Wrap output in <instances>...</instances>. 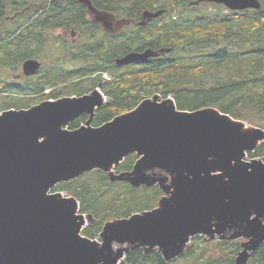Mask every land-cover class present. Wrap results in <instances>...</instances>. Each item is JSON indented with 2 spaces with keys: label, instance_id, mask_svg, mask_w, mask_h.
<instances>
[{
  "label": "water",
  "instance_id": "95a60500",
  "mask_svg": "<svg viewBox=\"0 0 264 264\" xmlns=\"http://www.w3.org/2000/svg\"><path fill=\"white\" fill-rule=\"evenodd\" d=\"M78 2L107 32L129 23L96 8L91 0ZM200 2L230 10L262 7L260 0L194 3ZM164 13L146 10L139 24ZM169 51H132L116 63L146 62ZM40 66L29 59L24 71L33 74ZM103 100L104 94L95 89L0 112V264H118L131 250L149 244L159 245L170 261L179 255L181 244L201 232L230 237L247 231L253 233L256 249L264 242V160L236 163L264 140V129L232 117L241 125L233 123L215 107L180 110L172 97L159 94L95 126L92 120ZM82 114L89 115L85 124L64 127ZM246 126L248 131L240 132ZM133 152L140 158L121 179L133 185L159 183L165 191L172 189L170 200L112 220L116 224L107 222L102 241L83 235L86 214L79 213L78 200L51 189L87 171L118 165ZM211 157L226 166L228 180L211 174ZM248 258L243 250L236 264H247Z\"/></svg>",
  "mask_w": 264,
  "mask_h": 264
},
{
  "label": "trees",
  "instance_id": "16d2710c",
  "mask_svg": "<svg viewBox=\"0 0 264 264\" xmlns=\"http://www.w3.org/2000/svg\"><path fill=\"white\" fill-rule=\"evenodd\" d=\"M91 1L96 8L112 12L118 18L134 20L136 24L123 28L117 45L108 44L101 54L97 48L101 42L108 41L103 36L101 42L95 40L88 49L87 57L91 60L82 63L79 69H69L63 61H54L46 66L42 83H30L24 89L0 79V112L26 109L43 100L66 96L63 88L46 93L47 88L58 85L49 84L48 80L56 81L66 75L73 78L74 73L82 71L77 76L80 80L70 85L72 90L68 94L83 95L101 84L109 98L97 108L92 120L95 126L133 110L142 100L160 93L163 98L173 96L180 110L216 107L235 119L264 129V0L258 10H228L222 4H195L197 0ZM209 4L214 5V11L203 8ZM162 8L166 11L160 17L139 24L144 11ZM22 10H26L23 16L32 19L31 32L64 28L84 34L90 25L95 33L103 31L95 24H88L87 8L77 0H0V26L5 21L0 32L11 31L7 41L0 44V62L7 64L5 61L11 59L14 67L22 60L14 51L17 27L10 26L12 30H9L6 23ZM148 48H170V51L150 58L147 63L116 64L125 54ZM99 71L102 72L93 75ZM103 73L110 79H104ZM88 118V114L76 117L69 128L79 127ZM248 157L264 159V141L249 151ZM139 158V153H130L116 166L115 172L96 168L52 188V192L63 191L77 198L80 212L91 216L92 222L82 230L83 235L98 238L107 222L129 218L160 205L166 191L159 183L133 185L121 179L122 173L134 169ZM212 244L203 235H196L180 257L187 264H236V257L242 251L241 241L222 239ZM177 260L167 261L160 251L141 247L130 251L120 264H175ZM247 264H264V242Z\"/></svg>",
  "mask_w": 264,
  "mask_h": 264
},
{
  "label": "flooded vegetation",
  "instance_id": "af4514ba",
  "mask_svg": "<svg viewBox=\"0 0 264 264\" xmlns=\"http://www.w3.org/2000/svg\"><path fill=\"white\" fill-rule=\"evenodd\" d=\"M25 11L26 10L19 11L15 15V27H17V36L16 42L14 43V51H17L19 58L22 60H20L17 67H14L13 61L11 59L5 61V63L7 64L0 62V64L6 67L9 71H15L13 72V75L17 80L14 83L9 82V84H13L20 89L30 87V83H35V85L38 82L42 83V81H44L45 79L44 71L46 66H51L52 64H54V61H63L64 66L69 69H79V66L82 63L91 60V57H87V54L89 52L88 49L94 44L93 42L95 40L98 39L99 42H101V36H103L108 41V43L101 42V47L97 48L98 52L101 54L108 49V44H112L111 47L117 45L120 31L123 28L136 24L134 20L127 19L125 21H129V23H125L121 30L107 32L101 23L94 21V15L90 13L87 8V19L90 22L88 24H95L103 31L95 33L93 31L94 26L90 25L88 28H86L87 32L84 34H82L80 30L71 29L70 31H68L64 28H59L61 31L58 32L46 30L39 33L36 31H30L32 19L29 18V16H23L25 14ZM116 18L120 19L117 16ZM0 28H2V26H0ZM114 28H117L115 24ZM9 30H12V28L9 27ZM10 32L11 31H9L8 33L0 32V44L4 40L7 41L6 37ZM89 54L92 55L91 52ZM29 59H36L41 63L40 68L37 69L33 74H27L24 71V62ZM106 59L110 60L109 57H106ZM73 61L75 64H77V66L71 67ZM141 63L142 62H138L137 64ZM101 72L102 71H99L97 73H94L93 75L97 76ZM82 73V71L74 73L76 75L73 78H71L70 75H66V77H60L56 81L48 80L49 84L58 85L52 86L51 88L49 87L46 91H48L49 93L51 89L53 90L54 88H59L63 83L68 85L77 80H80L81 77L77 76ZM31 86L33 85L31 84Z\"/></svg>",
  "mask_w": 264,
  "mask_h": 264
},
{
  "label": "rangeland",
  "instance_id": "374dc122",
  "mask_svg": "<svg viewBox=\"0 0 264 264\" xmlns=\"http://www.w3.org/2000/svg\"><path fill=\"white\" fill-rule=\"evenodd\" d=\"M205 10H209V11H214V9H215V7H214V5H212V4H209L208 6H205V7H203ZM162 9H164V8H162ZM225 11H228V10H225ZM9 21H8V23H6V25L8 26V27H10V26H12V27H14L15 25H16V21H14V19H12V20H10V19H8ZM11 21V22H10ZM5 24V21L3 22V26H5L4 25ZM2 26V27H3ZM3 28H5V27H3ZM58 32V31H61L60 29H58V30H55V31H53V32ZM75 66H77V64H75L74 63V61L72 62V64H71V67H75ZM13 72H15V71H12V70H8L6 67H4V66H2L1 64H0V79L1 80H3V81H8V82H15L17 79H15V77H14V75H13ZM104 77L106 78V79H108V76L107 75H104ZM70 85H72V83H70V84H68V85H66V84H62V85H60V87L59 88H63V90H64V93H67V94H65L66 96L67 95H70V94H68L72 89H71V86ZM66 86H69V87H66ZM33 87V86H32ZM46 93H48V91H45ZM71 96V95H70ZM105 99H107V100H105ZM108 97L106 96V95H104V100H103V102L105 103L106 101H108ZM247 124L249 125V126H251V124L250 123H248L247 122ZM65 128H69V124L68 125H66V126H64ZM246 127H248V126H246ZM248 129V128H247ZM248 131V130H247ZM251 160H253V159H250L249 157H248V154L246 155V156H244V157H242V158H238L237 160H236V163H244V162H249V161H251ZM264 160V159H263ZM208 165H209V168H210V170H211V174L212 175H214V176H216V177H218V178H220V177H222V178H226L227 180H228V175H229V172H228V169L226 168V166L221 162V160H219L217 157H215V158H212V159H210V160H208ZM117 165L116 164H114V165H112V166H109V167H103L104 169H106V170H108V171H115V167H116ZM166 189V188H165ZM172 190V189H171ZM171 190L170 189H167V191H166V196L164 197V199H163V201L162 202H167V201H169L170 200V197H171ZM84 221L86 222V225H88V224H90L91 222H92V219H91V217L89 216V215H86V217H85V219H84ZM108 223H112V224H116L117 223V221H115V222H112V221H110V222H108ZM227 226H228V224H227ZM251 229H252V227H250ZM227 235H228V233H226ZM196 235H203V238H204V240L207 242V243H209V245H211L213 242H219L220 240H222V239H232V240H234V239H238L239 241H241V246H242V251L244 250V251H246V253H247V255L249 256V258H248V261H249V259H250V257H251V255L257 250L254 246H253V233H248L247 231H245L244 232V234L242 235V236H237V234H235V235H233V236H230V237H227L226 235L224 236V234H222V233H211V234H206V233H199V234H194V235H192L191 237H189V239H188V241H186V242H184L183 244H181L180 246H179V252H178V254L179 255H181L183 252H185L188 248H189V246L191 245V242H192V238L194 237V236H196ZM102 239L103 238H100L99 240L100 241H102ZM210 241H212V242H210ZM213 246H214V244H212ZM202 247H204V244H202ZM143 249H145V250H154V251H160V247H159V245H144L143 246ZM241 254V252L240 253H238V255H237V257L239 256ZM178 257V256H177ZM237 257H236V260H237ZM248 261H247V263H248ZM175 264H187V260L186 259H184V258H178V260H177V262L175 263Z\"/></svg>",
  "mask_w": 264,
  "mask_h": 264
},
{
  "label": "bare ground",
  "instance_id": "6f19581e",
  "mask_svg": "<svg viewBox=\"0 0 264 264\" xmlns=\"http://www.w3.org/2000/svg\"><path fill=\"white\" fill-rule=\"evenodd\" d=\"M219 114L222 116V117H225V118H227L228 120H230V121H232L233 123H238L239 125H241L240 123H239V121H236L235 119H233L232 118V116H229V115H223V113H221L220 111H219ZM248 129H247V127H242V129L240 130V132H246ZM211 159H212V157H211ZM76 208H77V206H76ZM77 214V213H76ZM84 219V218H83ZM79 221H81V220H79ZM82 224H83V226L84 225H86V222L84 221V220H82Z\"/></svg>",
  "mask_w": 264,
  "mask_h": 264
}]
</instances>
